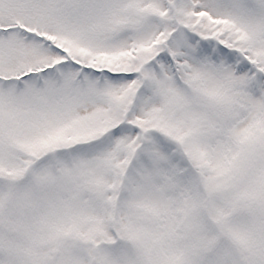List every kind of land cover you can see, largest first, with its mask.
Wrapping results in <instances>:
<instances>
[{"label":"snow or ice","instance_id":"obj_1","mask_svg":"<svg viewBox=\"0 0 264 264\" xmlns=\"http://www.w3.org/2000/svg\"><path fill=\"white\" fill-rule=\"evenodd\" d=\"M0 264H264V0H0Z\"/></svg>","mask_w":264,"mask_h":264}]
</instances>
